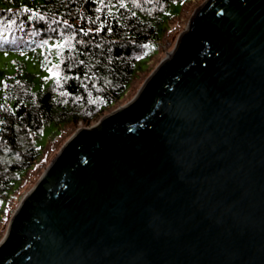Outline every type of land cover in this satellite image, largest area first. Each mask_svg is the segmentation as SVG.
<instances>
[{
    "label": "water",
    "instance_id": "water-1",
    "mask_svg": "<svg viewBox=\"0 0 264 264\" xmlns=\"http://www.w3.org/2000/svg\"><path fill=\"white\" fill-rule=\"evenodd\" d=\"M0 264H264V0H205L134 97L74 133Z\"/></svg>",
    "mask_w": 264,
    "mask_h": 264
},
{
    "label": "trees",
    "instance_id": "trees-1",
    "mask_svg": "<svg viewBox=\"0 0 264 264\" xmlns=\"http://www.w3.org/2000/svg\"><path fill=\"white\" fill-rule=\"evenodd\" d=\"M189 1L0 0V52L50 46L57 60L48 69L51 80L37 89L36 76L20 62L13 74L0 72V217L38 162L42 127L88 126L120 106L147 62V45L160 43Z\"/></svg>",
    "mask_w": 264,
    "mask_h": 264
},
{
    "label": "rangeland",
    "instance_id": "rangeland-1",
    "mask_svg": "<svg viewBox=\"0 0 264 264\" xmlns=\"http://www.w3.org/2000/svg\"><path fill=\"white\" fill-rule=\"evenodd\" d=\"M204 1L205 0H191L188 3L182 4L179 13L168 22V28L165 32L166 34L160 43L158 42L157 45H147V62H144L141 65V70L137 73V77L131 85L128 93L122 97L121 101L118 103L120 106L124 105L134 97L147 77L154 71L158 64L168 56L169 52H171L178 41L179 35L185 30L191 15ZM174 4L175 2L170 4V11L172 8L173 11H175V8L177 9ZM56 61V52L51 49L50 46H47L43 50L40 49L31 53L0 52V72L7 76L13 74L15 72V66L20 62L25 66L27 71L36 76L35 88L37 89L40 80L45 79L43 84H46L51 80L48 69L52 64H55ZM115 109H111V111L105 113L104 116L110 114ZM99 120L92 122L88 126L77 124L75 128H72L69 125L57 127L52 124H46L42 127L35 138V143L40 147L38 162L23 174L22 185H20L21 187L18 184L14 187L9 200L3 206L4 213L0 217V240L3 238L8 228V224L14 211L22 202L28 191L36 184L40 175L59 154L66 141L78 130L90 128L97 124Z\"/></svg>",
    "mask_w": 264,
    "mask_h": 264
},
{
    "label": "clouds",
    "instance_id": "clouds-1",
    "mask_svg": "<svg viewBox=\"0 0 264 264\" xmlns=\"http://www.w3.org/2000/svg\"><path fill=\"white\" fill-rule=\"evenodd\" d=\"M67 142V141H66Z\"/></svg>",
    "mask_w": 264,
    "mask_h": 264
}]
</instances>
